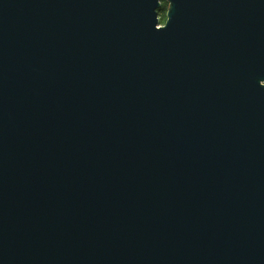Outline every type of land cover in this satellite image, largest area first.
<instances>
[{
    "label": "water",
    "instance_id": "water-1",
    "mask_svg": "<svg viewBox=\"0 0 264 264\" xmlns=\"http://www.w3.org/2000/svg\"><path fill=\"white\" fill-rule=\"evenodd\" d=\"M0 264H264V0H0Z\"/></svg>",
    "mask_w": 264,
    "mask_h": 264
},
{
    "label": "rangeland",
    "instance_id": "rangeland-1",
    "mask_svg": "<svg viewBox=\"0 0 264 264\" xmlns=\"http://www.w3.org/2000/svg\"><path fill=\"white\" fill-rule=\"evenodd\" d=\"M158 17H159V19H158V23H159V25L160 24H163L164 23V21H165V11L163 12V13H160V12H158Z\"/></svg>",
    "mask_w": 264,
    "mask_h": 264
},
{
    "label": "trees",
    "instance_id": "trees-1",
    "mask_svg": "<svg viewBox=\"0 0 264 264\" xmlns=\"http://www.w3.org/2000/svg\"><path fill=\"white\" fill-rule=\"evenodd\" d=\"M167 4L165 2H162L161 7L158 9V12L163 13L166 11Z\"/></svg>",
    "mask_w": 264,
    "mask_h": 264
}]
</instances>
